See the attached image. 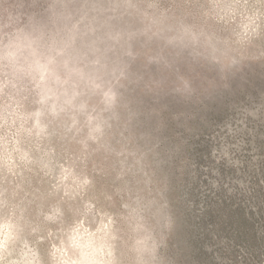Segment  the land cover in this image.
Returning a JSON list of instances; mask_svg holds the SVG:
<instances>
[{"label":"clouds","instance_id":"1","mask_svg":"<svg viewBox=\"0 0 264 264\" xmlns=\"http://www.w3.org/2000/svg\"><path fill=\"white\" fill-rule=\"evenodd\" d=\"M0 264H264V0H0Z\"/></svg>","mask_w":264,"mask_h":264}]
</instances>
